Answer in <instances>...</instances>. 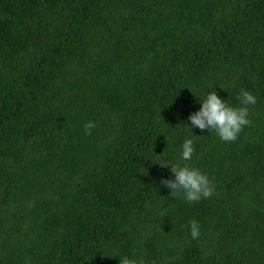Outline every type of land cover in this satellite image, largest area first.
<instances>
[{
  "label": "trees",
  "instance_id": "trees-1",
  "mask_svg": "<svg viewBox=\"0 0 264 264\" xmlns=\"http://www.w3.org/2000/svg\"><path fill=\"white\" fill-rule=\"evenodd\" d=\"M242 90L235 142L191 126ZM160 164L214 195L172 196ZM124 257L264 264V0H0V264Z\"/></svg>",
  "mask_w": 264,
  "mask_h": 264
},
{
  "label": "clouds",
  "instance_id": "clouds-1",
  "mask_svg": "<svg viewBox=\"0 0 264 264\" xmlns=\"http://www.w3.org/2000/svg\"><path fill=\"white\" fill-rule=\"evenodd\" d=\"M238 99L242 106L233 108L228 106L215 91L211 92L202 102V108L189 117L191 126L201 131H214L226 143L235 142L244 127L251 126V120L248 118V105H255L257 102L250 92L244 90L241 91ZM94 128L93 122L85 124L86 134L91 135V130ZM193 155V140L188 139L182 145L181 158L184 161H191ZM160 166L170 167L174 174V179H162L160 182L162 186L170 189L172 196L182 194L187 202L195 203L214 195L215 189L209 177L199 169L179 164H160ZM190 235L194 240L199 238L200 225L198 222L190 223ZM120 264H137V262L124 257L120 259Z\"/></svg>",
  "mask_w": 264,
  "mask_h": 264
}]
</instances>
